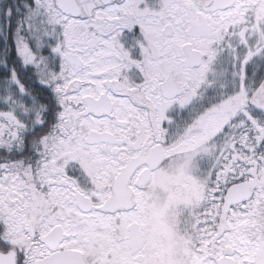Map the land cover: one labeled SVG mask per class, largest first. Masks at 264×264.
I'll return each mask as SVG.
<instances>
[{
	"label": "snow or ice",
	"instance_id": "obj_1",
	"mask_svg": "<svg viewBox=\"0 0 264 264\" xmlns=\"http://www.w3.org/2000/svg\"><path fill=\"white\" fill-rule=\"evenodd\" d=\"M0 264H264V0H0Z\"/></svg>",
	"mask_w": 264,
	"mask_h": 264
}]
</instances>
